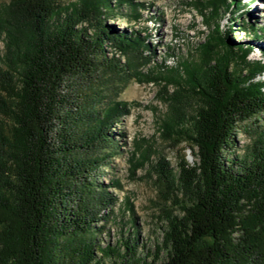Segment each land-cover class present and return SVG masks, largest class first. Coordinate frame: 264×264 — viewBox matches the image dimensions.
<instances>
[{
	"label": "trees",
	"instance_id": "obj_1",
	"mask_svg": "<svg viewBox=\"0 0 264 264\" xmlns=\"http://www.w3.org/2000/svg\"><path fill=\"white\" fill-rule=\"evenodd\" d=\"M189 4L210 32L183 57L168 47L174 66L158 64L148 33L132 27L148 4L0 6V264H264V130L235 153L240 125L264 119V26L240 17L241 0ZM116 16L128 30L107 24ZM234 30L239 41L229 39ZM242 31L261 42L262 56L248 58L255 47ZM116 76L159 84L158 132L192 156L173 167L146 140L134 143L128 167L155 178L163 204L162 240L145 254L128 200L136 231L114 245L99 237L121 185L97 177L119 151L110 128L131 109L105 93Z\"/></svg>",
	"mask_w": 264,
	"mask_h": 264
},
{
	"label": "rangeland",
	"instance_id": "obj_2",
	"mask_svg": "<svg viewBox=\"0 0 264 264\" xmlns=\"http://www.w3.org/2000/svg\"><path fill=\"white\" fill-rule=\"evenodd\" d=\"M134 1L149 5L141 10V21L133 24L132 27L143 28L148 33L147 36L155 51L153 58L158 64L164 62L167 66H174L177 57H183L191 52V48L202 42L210 32V28L205 25L200 14L190 6L189 2L192 0ZM241 1L244 6L240 10V17L249 20L252 24L264 26V0ZM6 2L8 0H0V6ZM120 10L125 13L124 9ZM246 11L248 12L246 13ZM151 14L161 16L164 20L163 23L153 22L150 18ZM228 17L227 13H222L219 18L222 34L226 32ZM237 21H240V18ZM107 24L114 26L119 31L128 28L127 22L120 16L109 18ZM238 35L237 30H234V32H230L229 39L239 41L236 38ZM240 35V40L252 42L255 47L248 58L257 59L262 56L259 50L262 45L260 41L253 39L245 31H242ZM262 46L264 48V44ZM168 47H174L176 58L166 54L165 51ZM2 50L3 44L0 40V53ZM144 71L146 72V70ZM107 89L105 93L110 98L129 103L131 109L121 121L112 124L110 129L114 132V137L119 139V151L98 173V181L109 183L110 180H118L121 185L120 190H113L117 197V203L99 237L104 243L114 245L121 236L127 237L129 232H135L137 228L139 251H143L145 254L148 249L154 250L155 245L162 240L161 223L163 222L160 221L162 212L159 208L163 204L158 194L159 187L155 178L143 169L132 172L128 167V159L132 157L134 143L137 140H146L145 142L151 144L166 157L173 167H176L184 155L188 162H192V156L187 144L180 143L177 146H172L168 141L162 139L158 132V122L166 111V105L161 103L156 96L160 90L159 84L137 80L134 77L119 78L116 76ZM260 130H264V119L261 118L241 124L235 135V153L242 155L251 144L255 132ZM155 158L157 155L154 156ZM127 200L132 203L134 210L135 229H132L128 222L130 214L125 209ZM104 243L102 244L104 245ZM160 256L162 259L165 252H161ZM150 259L148 258V261Z\"/></svg>",
	"mask_w": 264,
	"mask_h": 264
}]
</instances>
